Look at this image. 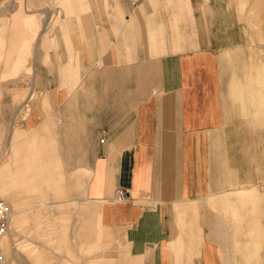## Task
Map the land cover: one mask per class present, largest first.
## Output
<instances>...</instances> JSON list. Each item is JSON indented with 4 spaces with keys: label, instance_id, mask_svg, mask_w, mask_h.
Listing matches in <instances>:
<instances>
[{
    "label": "crops",
    "instance_id": "crops-1",
    "mask_svg": "<svg viewBox=\"0 0 264 264\" xmlns=\"http://www.w3.org/2000/svg\"><path fill=\"white\" fill-rule=\"evenodd\" d=\"M235 1L239 12L243 7ZM228 3L95 2L82 27L72 26L66 44L56 34L52 71L39 66L35 87L48 94L60 115L55 114V121L66 122L65 139H52L54 151L65 157L71 149H82L81 163L90 172L87 216L95 215L105 229H121L131 253L141 257L136 264H223L218 241L205 239L199 247L186 237L182 247L171 242L185 225L184 205L199 204L194 219L199 214L197 224L206 235L211 229L207 219L222 213L209 203L219 207L215 203L220 194L249 192L251 184L241 180L247 175L255 179L256 168L264 179V76L261 67L254 66L246 83L251 112L259 120L252 125L239 95V52L232 53L238 24ZM263 3L254 0L238 19L260 25ZM42 13L45 21L50 19V12ZM18 17L11 16L0 27V45L9 26L17 34ZM23 18L27 26L33 25L31 11L25 10ZM240 58L246 62L247 52ZM33 89L14 103L16 110L27 112ZM21 93L18 89L12 95L17 99ZM42 119L40 115L38 121ZM28 152V158L40 154ZM39 157L24 159L29 179L31 170L41 173L39 165H32L36 162L51 171L46 158ZM71 183L79 186L80 178ZM118 188L126 192L124 201H114ZM232 202L242 209L233 218L239 221L241 240L264 237V227L250 223L262 198L243 194ZM187 214L192 215L191 210Z\"/></svg>",
    "mask_w": 264,
    "mask_h": 264
},
{
    "label": "rangeland",
    "instance_id": "rangeland-1",
    "mask_svg": "<svg viewBox=\"0 0 264 264\" xmlns=\"http://www.w3.org/2000/svg\"><path fill=\"white\" fill-rule=\"evenodd\" d=\"M102 1L110 0H0V27L11 16L19 15L17 34L13 35L14 26H9L7 38L3 46L0 45V180L4 184L0 197L9 203V228L0 242V264H136L137 257L141 262V257L131 253L121 229H105L95 215L87 216L86 204L90 201L85 188L90 172L81 163L82 149H71L69 156H57L52 139L63 140L66 122L55 121V114L59 113L50 105L48 94L35 87L40 64L48 72L53 69L56 34L62 35L66 44L72 26L75 29L82 27V18L92 11L93 3ZM253 1L239 0L238 5L243 7L239 12L235 9V0L228 3L238 24L236 48L232 53L239 52L240 81L243 83L239 95L245 106L244 115H249L248 123L252 125L259 120H255L258 115L251 112L253 107L246 95V83L254 66L261 67L264 76V22L253 25L244 18L239 20L237 15L243 14ZM25 10L33 13L32 26L24 23ZM43 10L51 13L46 30L42 29L46 20ZM244 52H247L246 62L240 58ZM30 88L33 95L27 112L16 110L14 103H20ZM18 89L22 93L16 99L12 93ZM261 112L264 113V106ZM40 115L43 119L39 122ZM20 123L24 126L12 125ZM260 123L264 128V123ZM10 126L14 128L10 129ZM28 149L40 154L28 158ZM39 150L46 152V156ZM39 156L46 158L51 171H44L42 162H36L32 165H39L41 173L39 175L33 169L29 179L24 172L27 171L24 159L38 161ZM255 174V179H249L247 175L241 180L251 184L247 186L249 192L220 194V201L215 203L220 208L209 203L222 213L207 219L211 229L206 235L197 224L199 214L194 219L193 209L198 213L199 204L184 205L182 220L185 225L179 228L180 233L171 242L182 247L186 237L190 244L199 247L205 239H212L222 247L218 250L223 264H264V237L256 235L257 240H241L236 232L239 221L233 219L242 214V209L232 199L255 194L262 202L252 211L250 223L264 227V179L260 178L257 168ZM77 177L81 181L79 186L71 183ZM178 208L174 207V210ZM187 210L192 213L189 217ZM172 251L176 255L174 249Z\"/></svg>",
    "mask_w": 264,
    "mask_h": 264
},
{
    "label": "built area",
    "instance_id": "built-area-1",
    "mask_svg": "<svg viewBox=\"0 0 264 264\" xmlns=\"http://www.w3.org/2000/svg\"><path fill=\"white\" fill-rule=\"evenodd\" d=\"M126 192L122 188H118L115 192L114 201L121 202L126 199ZM9 210L5 201L0 198V236L3 235L8 227Z\"/></svg>",
    "mask_w": 264,
    "mask_h": 264
},
{
    "label": "bare ground",
    "instance_id": "bare-ground-1",
    "mask_svg": "<svg viewBox=\"0 0 264 264\" xmlns=\"http://www.w3.org/2000/svg\"><path fill=\"white\" fill-rule=\"evenodd\" d=\"M50 20V19H49ZM47 24H48V20L47 21H45L44 22V24H43V28L42 29H45L46 30V26H47ZM4 189V184L2 183V181L0 180V192L2 191ZM1 199H3L2 197H0ZM3 200H5V199H3ZM5 203H6V205L8 206L9 205V203L5 200ZM10 217H11V215H10ZM9 228V227H8ZM5 234V233H4ZM4 234L3 235H1L0 236V242L1 241H3V239H4ZM4 236V237H3Z\"/></svg>",
    "mask_w": 264,
    "mask_h": 264
}]
</instances>
